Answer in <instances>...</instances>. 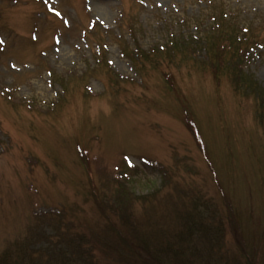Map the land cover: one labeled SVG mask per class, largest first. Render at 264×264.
I'll return each mask as SVG.
<instances>
[{
	"label": "rangeland",
	"instance_id": "374dc122",
	"mask_svg": "<svg viewBox=\"0 0 264 264\" xmlns=\"http://www.w3.org/2000/svg\"><path fill=\"white\" fill-rule=\"evenodd\" d=\"M225 27L259 47L231 57ZM194 198L213 264H264V0H0V259L70 234L77 264H133Z\"/></svg>",
	"mask_w": 264,
	"mask_h": 264
},
{
	"label": "trees",
	"instance_id": "16d2710c",
	"mask_svg": "<svg viewBox=\"0 0 264 264\" xmlns=\"http://www.w3.org/2000/svg\"><path fill=\"white\" fill-rule=\"evenodd\" d=\"M211 19L212 22L215 23L217 17L214 16L211 17ZM224 29L225 30L222 32L224 40H221L222 46L218 45L216 47L226 54L231 53V57H234L237 51H241L243 55L250 48L254 49L260 45L256 44V41L251 39V35L250 39L252 43H247V40L237 38L235 28L230 29L228 27L226 29L225 27ZM243 32L247 33L248 30ZM225 42L229 45H225ZM240 43L245 45V50L241 49ZM187 45L190 44L187 42ZM176 47L183 50L182 44L177 43ZM102 48L103 46L101 47L100 45V56H102ZM222 51L217 53L216 56H222ZM226 65H228L227 67L231 69V71H236L235 68L229 67L230 61L226 63ZM243 78L241 74H234L235 80L240 79L243 81ZM244 83L247 85L246 90H251L254 84L249 83V81H243L242 84ZM192 126L196 127L195 123H193ZM223 198L226 200V195H224ZM194 200H196L197 207L199 206L206 210H197L193 212L184 208L183 211H180L179 215L182 216L184 226L183 229L177 231V233L173 235L179 241L175 248H172V243L169 242V249L162 250L157 246H153L152 244H154V242H150L149 238L147 239L144 235H135L136 242L130 239L126 240L132 249V255H129V257L133 264H200V261L203 262L201 264H213V260H217L218 258L221 260L224 259L223 256L225 254H221L222 246L221 242H219L225 233V227L222 225L223 222L220 221L221 218L218 215L215 216V213L212 211L208 213L210 210L209 204H204L200 198H194ZM227 204L230 213L228 218L233 219V217H235L234 221L238 222L236 219V212L233 208L231 209V203L228 202ZM126 216L130 217V214ZM167 232L171 233L170 230H167ZM68 236L70 238L69 241L64 242V240H62L57 243H52L47 240L48 242L45 243V247L35 250L31 249L32 244H27L29 239L24 240V242L18 245V251L15 254H11L7 259H0V264H77L78 259L82 261L89 259L92 252L83 247V243H85L84 236L76 235L78 239L71 238L70 234ZM199 244L203 245V250L199 249ZM254 251L258 252L256 247L255 249H250L249 252ZM202 255L207 256V259ZM120 256L123 257L122 254ZM129 257L127 255L125 256L126 262L130 260Z\"/></svg>",
	"mask_w": 264,
	"mask_h": 264
}]
</instances>
